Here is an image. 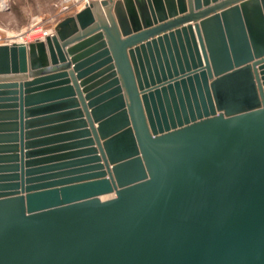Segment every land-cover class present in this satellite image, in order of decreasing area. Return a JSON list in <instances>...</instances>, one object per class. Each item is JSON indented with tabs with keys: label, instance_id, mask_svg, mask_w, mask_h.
<instances>
[{
	"label": "water",
	"instance_id": "obj_1",
	"mask_svg": "<svg viewBox=\"0 0 264 264\" xmlns=\"http://www.w3.org/2000/svg\"><path fill=\"white\" fill-rule=\"evenodd\" d=\"M0 264H264V0L0 44Z\"/></svg>",
	"mask_w": 264,
	"mask_h": 264
},
{
	"label": "built area",
	"instance_id": "obj_2",
	"mask_svg": "<svg viewBox=\"0 0 264 264\" xmlns=\"http://www.w3.org/2000/svg\"><path fill=\"white\" fill-rule=\"evenodd\" d=\"M93 1L95 0H58L56 2L58 17L53 21L51 26H45L40 16L31 17L27 25L15 32H9L0 24V44H10L12 42L28 44L34 41L45 40L47 36L54 33V26L59 20L65 16L75 14ZM7 7L8 0H0V11L7 9Z\"/></svg>",
	"mask_w": 264,
	"mask_h": 264
},
{
	"label": "rangeland",
	"instance_id": "obj_3",
	"mask_svg": "<svg viewBox=\"0 0 264 264\" xmlns=\"http://www.w3.org/2000/svg\"><path fill=\"white\" fill-rule=\"evenodd\" d=\"M58 0H8V7L0 11V24L9 32L27 25L33 16H40L43 24L51 26L58 17Z\"/></svg>",
	"mask_w": 264,
	"mask_h": 264
},
{
	"label": "bare ground",
	"instance_id": "obj_4",
	"mask_svg": "<svg viewBox=\"0 0 264 264\" xmlns=\"http://www.w3.org/2000/svg\"><path fill=\"white\" fill-rule=\"evenodd\" d=\"M106 196H108V195H106Z\"/></svg>",
	"mask_w": 264,
	"mask_h": 264
}]
</instances>
